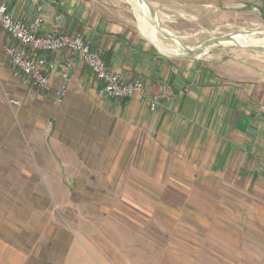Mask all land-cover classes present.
Segmentation results:
<instances>
[{"label":"crops","instance_id":"1","mask_svg":"<svg viewBox=\"0 0 264 264\" xmlns=\"http://www.w3.org/2000/svg\"><path fill=\"white\" fill-rule=\"evenodd\" d=\"M37 1L43 6L44 32L52 30L55 17L61 15V29L82 35L101 52L110 67L122 71L126 80L143 78L149 92L155 91L160 83L168 86V97L155 111L148 109L138 96L129 100L99 99L101 83L76 58L68 94L62 106L54 110L51 121L56 153L50 151L48 162L57 169L64 184L66 174L62 171L82 169L84 163L99 177L97 184L137 188L162 184L208 188L248 185L252 188L248 209L220 211L216 216L231 220L227 227L218 224V229L233 257L199 259L184 253L178 255L180 242L177 236L173 239L170 228V241L156 242L155 256L142 257L139 261L142 260L141 264L152 261L154 264H264V240L257 236L264 233V98L259 97L264 93L258 83L251 80L241 83L240 72L230 62L218 67L200 57L173 59L158 50L159 54L153 43L131 32L119 19L110 17L98 0ZM251 1H260L259 7L264 5V0ZM1 3L7 4L23 21L31 20L36 13L35 0H0ZM10 42L11 38L0 26V72L6 62L13 66L5 53ZM68 55L67 51L46 54L53 87L61 81L60 66ZM176 160L183 165H178ZM188 170L189 180L195 181L179 182V176ZM163 178L167 181L162 182ZM202 194L210 197L211 192L202 191ZM127 196L128 193L123 194ZM154 207L156 217L161 210ZM243 216L249 221L251 233L246 257L242 256ZM209 223L211 226V220L207 219L210 236ZM209 236L202 241L205 255L210 254ZM220 242L213 244L219 250L225 245ZM183 244L186 250L193 246L188 242ZM138 246L146 252L142 245ZM0 264H26L25 254L0 240ZM61 264L108 262L95 245H88L72 233ZM123 264L130 262L127 259Z\"/></svg>","mask_w":264,"mask_h":264},{"label":"rangeland","instance_id":"2","mask_svg":"<svg viewBox=\"0 0 264 264\" xmlns=\"http://www.w3.org/2000/svg\"><path fill=\"white\" fill-rule=\"evenodd\" d=\"M129 1L98 0L110 17L119 19L131 32L146 38L138 25L134 3ZM149 1L157 10L160 29L157 28L156 36L168 48L181 44L173 36L195 47L210 38L237 31H264V5H257L260 1ZM198 57L218 67L228 62L234 64L236 72L241 74V83L256 81L264 93V52L216 45ZM15 69L6 62L0 72V240L25 254L26 264H61L72 233L88 245H95L108 264H123L127 259L130 264H141L142 257L155 256L153 244L169 242L171 234L180 242L178 255L184 253V256L199 259L233 257L218 229V224L223 228L231 220L216 216L220 211L232 213L236 208L242 207L243 212L248 209L250 186L208 188L162 184L137 188L97 184L99 177L97 179L95 171L84 163L82 169L62 171L66 174L64 184L57 169L48 162L50 151L56 153L51 138L53 112L62 105L55 107L51 94L32 88L26 77ZM98 98L106 97L98 95ZM176 163L183 165L178 160ZM92 174L94 179H91ZM190 174L189 170L184 172L178 181H195L189 180ZM166 181L163 178L162 182ZM202 191L211 192L210 197H203ZM126 193L129 196L123 197ZM220 193L222 197H218ZM155 205L161 210L156 217L152 211ZM207 219L213 226L209 223L210 236L207 235ZM242 220L245 249L242 256L246 257L251 233L249 221L244 216ZM208 236L210 254L205 255L201 246ZM257 236L264 240V233ZM222 238H225L223 233ZM185 242L193 246L186 250ZM214 242L226 246L222 244L219 250ZM139 244L145 253L139 250Z\"/></svg>","mask_w":264,"mask_h":264},{"label":"built area","instance_id":"3","mask_svg":"<svg viewBox=\"0 0 264 264\" xmlns=\"http://www.w3.org/2000/svg\"><path fill=\"white\" fill-rule=\"evenodd\" d=\"M35 3L36 13L28 21L18 19L13 9L1 3L0 26L11 38V42L5 47L9 61L26 77L32 88L45 94L52 93L55 107H60L68 94L71 71L76 58H80L101 83L100 96L121 100L138 96L152 111L163 106L168 97L166 83H160L155 91L149 92L143 78L126 80L122 71L110 67L101 52L93 48L82 35L64 32L61 29V15L55 17L52 30L44 32L43 6L37 0ZM63 51H67L69 55L60 66L61 81L53 87L47 71L46 54Z\"/></svg>","mask_w":264,"mask_h":264},{"label":"bare ground","instance_id":"4","mask_svg":"<svg viewBox=\"0 0 264 264\" xmlns=\"http://www.w3.org/2000/svg\"><path fill=\"white\" fill-rule=\"evenodd\" d=\"M134 3V9H135V16L138 18V25L140 27L141 32L145 35V37L153 43L161 52L173 56V55H185L189 52L195 51V47L188 46L185 48L182 44H176L175 48H168L162 44L160 40H158L156 36V31L158 28V16L157 18H153L147 8V6L139 1V0H131ZM129 1V2H131ZM136 18V19H137ZM232 34V40L221 42L220 45H228L232 47H238V48H247L251 46H262L264 47V31H237L233 32ZM219 44H213L209 47L203 49L196 57L200 55H204V53L210 49L213 46H216Z\"/></svg>","mask_w":264,"mask_h":264},{"label":"water","instance_id":"5","mask_svg":"<svg viewBox=\"0 0 264 264\" xmlns=\"http://www.w3.org/2000/svg\"><path fill=\"white\" fill-rule=\"evenodd\" d=\"M139 1L143 2L147 6V8H148V10H149V12L151 14V16L154 19L157 18V16H158L157 15V10H156V8L154 7V5L152 4L151 1H149V0H139ZM158 28L160 29L159 24H158ZM173 38H177V40L181 44H183V46L185 48H187V45H185L177 36L176 37L173 36ZM231 40H232V34L231 33L225 34V35H222V36H219V37H213V38H210V39L202 42L201 44H199L195 48V51H193V52L191 51V52H189L188 54H185V55H178V56L177 55H173V57H175V58H194L203 49L209 47L210 45H213V44H219L220 45L221 42H226V41H231ZM246 49H253V50H257V51L264 52V47H262V46H251V47H247Z\"/></svg>","mask_w":264,"mask_h":264}]
</instances>
